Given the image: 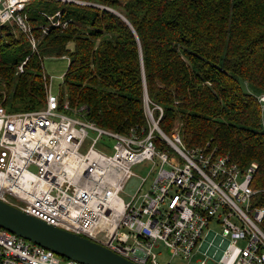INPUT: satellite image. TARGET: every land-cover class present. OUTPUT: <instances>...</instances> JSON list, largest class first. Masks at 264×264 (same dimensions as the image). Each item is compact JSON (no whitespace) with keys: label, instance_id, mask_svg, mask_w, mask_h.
Returning a JSON list of instances; mask_svg holds the SVG:
<instances>
[{"label":"trees","instance_id":"1","mask_svg":"<svg viewBox=\"0 0 264 264\" xmlns=\"http://www.w3.org/2000/svg\"><path fill=\"white\" fill-rule=\"evenodd\" d=\"M21 12L39 40L31 49L15 23L0 24L5 110L42 106V59L66 55L59 107L146 131V94L158 127L176 128L186 147L207 145L241 167L255 161L251 185L264 196V0H30Z\"/></svg>","mask_w":264,"mask_h":264},{"label":"built area","instance_id":"2","mask_svg":"<svg viewBox=\"0 0 264 264\" xmlns=\"http://www.w3.org/2000/svg\"><path fill=\"white\" fill-rule=\"evenodd\" d=\"M29 1L0 0V24L15 23L34 46L21 12ZM56 14L47 15L52 24ZM257 100L263 105L264 94ZM144 101L148 128L125 132L85 118L84 105L59 107L50 89L36 109L0 106V199L138 264H161L151 249L159 242L170 255H205L192 264H264V196L251 185L256 162L241 167L207 145L186 147L176 128L167 135L158 127ZM137 164L147 166L144 174L133 171ZM131 176L138 183L123 198ZM0 264L83 263L0 227Z\"/></svg>","mask_w":264,"mask_h":264},{"label":"water","instance_id":"3","mask_svg":"<svg viewBox=\"0 0 264 264\" xmlns=\"http://www.w3.org/2000/svg\"><path fill=\"white\" fill-rule=\"evenodd\" d=\"M0 227L83 264H138L97 241L48 224L1 199Z\"/></svg>","mask_w":264,"mask_h":264},{"label":"rangeland","instance_id":"4","mask_svg":"<svg viewBox=\"0 0 264 264\" xmlns=\"http://www.w3.org/2000/svg\"><path fill=\"white\" fill-rule=\"evenodd\" d=\"M48 20H50V19H48ZM5 23H8V22H5ZM12 31L15 34L18 33L17 28H14ZM31 36L34 37L32 34H31ZM27 40L29 41L28 38H27ZM36 40L38 42L39 37L36 38ZM36 40H35V37H34V46H32L30 41H29V43L31 45V49H35ZM45 57L47 58L48 56H44L43 57V59H42V68H43L44 75L47 77L46 93L50 89V90H53L54 92H56L58 94V97H59L62 77L59 75L60 73H57V72L60 69H62V70L64 69V63L68 60V58H67L66 55H64V56H60L61 60H55V61L54 60H50L49 61L51 66L54 69H56V71L53 73V76H55V77H54V79H52L51 76H50L51 72H49L48 69L45 66V62L47 60ZM57 57H59V56H57ZM173 130H175V129H173ZM101 146L104 149H106V150L109 149L104 144H101ZM146 170H147V166L142 167L139 164L135 165L134 169H133V171L136 174H139V175L144 174ZM152 174H153V172L150 173L149 178L151 177ZM137 183H138L137 177L136 176H131L127 180V182H126V184L124 186V192H120L119 193L120 196H122L123 198H127L128 197L127 194L131 193L133 191V189H134V187H135V185ZM210 225H211V223H210ZM214 228L215 229H219V227L216 226V225L214 226ZM151 249H152V251H154L156 253V258H157V260H159L161 262V264H192V262L194 260L196 261V260H201V259H205L206 258L205 255L202 252L198 251V250L193 251L191 253V255L189 256V258H183L180 254L170 255V253L167 251L166 247L161 242H159L157 245H153ZM147 262H148V260H147ZM207 263L208 264H212L209 260H207Z\"/></svg>","mask_w":264,"mask_h":264},{"label":"crops","instance_id":"5","mask_svg":"<svg viewBox=\"0 0 264 264\" xmlns=\"http://www.w3.org/2000/svg\"><path fill=\"white\" fill-rule=\"evenodd\" d=\"M62 56H64V55H62ZM46 58V57H45ZM47 60H46V62H45V66H46V68L48 69V71L49 72H51V74H50V76H51V78L52 79H54V77L55 76H53V73L56 71V69H54L52 66H51V64H50V60H61V57H57V56H48L47 58H46ZM64 63V62H63ZM62 63V64H63ZM68 63V62H67ZM67 63L65 62L64 63V69L62 70V69H60L57 73H63L64 71H65V69H66V67H67ZM50 64V65H49ZM63 67V66H62ZM53 81V80H52Z\"/></svg>","mask_w":264,"mask_h":264}]
</instances>
